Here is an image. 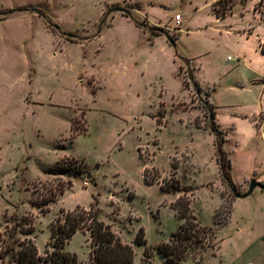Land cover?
I'll use <instances>...</instances> for the list:
<instances>
[{
  "label": "rangeland",
  "instance_id": "1",
  "mask_svg": "<svg viewBox=\"0 0 264 264\" xmlns=\"http://www.w3.org/2000/svg\"><path fill=\"white\" fill-rule=\"evenodd\" d=\"M206 1L215 14L226 4L236 6L216 24L209 9L199 10ZM113 4L111 11L120 7L130 14L140 5L145 34L130 29L120 12L111 14L110 25L98 34L103 12ZM38 5L56 24L30 14ZM176 13L186 29L190 22V32L176 30L171 21ZM48 24L54 33L58 25L92 38L77 42L83 38L74 35L71 43L47 33ZM150 29L182 37L175 46L165 34L168 43L151 44ZM258 40L264 50V0H0V264H18L7 246L28 239L45 258L53 251L51 225L63 218L61 210L91 205L123 243L132 245L133 264L144 258L145 247L135 243L141 228L154 250L152 264H165L156 247L170 240L181 221L170 203L177 193L161 187H170L174 179L189 189L193 214L214 227L220 241L201 261L189 258L182 264H264V190L236 199L228 225H216V213L222 204L223 212L228 209L234 193L217 184L215 136L192 129L188 120L198 110L203 116L197 121L209 125L212 91L196 89L188 75L192 67L183 61L178 74L179 57L208 53L194 62L202 86L216 88L214 104L229 140L233 180L241 184L256 173L253 179L264 181V74L237 57L252 53ZM243 116L246 121L240 123ZM71 125L88 131L74 138ZM66 157L85 160L90 176L50 174ZM172 157L178 166L182 162L178 171L171 167ZM145 168L149 179L158 176L156 184L144 182ZM70 179L72 188L44 209L38 207ZM250 182L236 186L238 192L245 193ZM66 250L77 255L78 264H88L89 233H76Z\"/></svg>",
  "mask_w": 264,
  "mask_h": 264
},
{
  "label": "trees",
  "instance_id": "2",
  "mask_svg": "<svg viewBox=\"0 0 264 264\" xmlns=\"http://www.w3.org/2000/svg\"><path fill=\"white\" fill-rule=\"evenodd\" d=\"M224 11L216 10L218 17L224 18L228 15L227 8H234L229 4L224 5ZM231 14V13H230ZM44 18L47 16L42 14ZM126 16L133 18L130 13ZM104 19L99 27V31L105 24ZM135 23L143 27V25L137 21ZM150 32L155 35L164 34L162 31L156 29H150ZM173 45L178 37H171ZM152 40V39H150ZM262 50V49H261ZM264 53V50H262ZM185 64L189 66V61L184 60ZM182 70V69H181ZM180 70V71H181ZM189 79L192 81L197 90L201 91L200 85L195 81L192 71L188 73ZM184 86L187 88L188 84L184 81ZM216 111L214 107L209 111V125L206 128L215 136L216 145V156L219 165L223 184L228 188L235 186L232 180V162L228 152L224 149V143L226 137L224 131L216 123ZM158 124L161 125V120H157ZM198 126L201 123L196 122ZM88 128L84 131H79L75 126L71 127V135L76 138L80 134L87 133ZM174 162V163H173ZM171 167L175 170L178 168V164L172 159ZM148 168L143 171V179L147 185H154L158 182V176L149 179ZM50 174L59 176H70L71 178L79 177L80 175L89 174V167L85 160H78L76 158H64L62 161L51 168ZM167 183V182H166ZM166 185V184H165ZM163 185L162 191L171 193H180V196L174 203L171 204V209L175 212V217L181 221V224L176 232L171 235V238L167 242L160 243L156 250L164 258L165 264H182L189 258L199 257L200 261L203 259V253L208 248H219L220 241H217L216 230L212 226L202 225L197 217L191 210V199L187 195L189 192L188 188H183L178 179L173 180V184L170 187ZM73 186V180L70 179L66 186H60L57 191H52L50 196L45 198L43 203H38V207L44 209L51 202L55 201L59 196L63 195L66 189H70ZM44 199V198H43ZM236 199L233 197L228 209L224 212L223 204L219 211L215 215V223L219 227L227 225L232 216L233 203ZM63 218H59L56 223L51 225V244L53 251L46 252V257L40 256L38 248L33 240L18 241V245L10 244L7 246L8 253L11 255L13 262L18 264H78L77 255L66 250L67 244L78 232L84 234L89 233L91 252L88 264H133L135 259V251L130 244L123 243L122 240L114 233L111 226L106 224L100 218V209L91 205L90 208L78 207L72 211L61 210ZM221 213L225 214L223 220L220 219ZM135 243L140 246H144V258L141 264H152L154 257V250L148 246L145 230L141 228L135 237Z\"/></svg>",
  "mask_w": 264,
  "mask_h": 264
},
{
  "label": "crops",
  "instance_id": "3",
  "mask_svg": "<svg viewBox=\"0 0 264 264\" xmlns=\"http://www.w3.org/2000/svg\"><path fill=\"white\" fill-rule=\"evenodd\" d=\"M182 2V1H181ZM124 4H132V0H124ZM152 4H156V3H152ZM114 5H117V4H113L112 6H109L108 7V9H109V11H107V12H103V20L104 19H106V22H105V24L104 25H106V26H109L110 24L108 23V17L111 15V14H113V13H118L119 11H116V9H115V11H111V9L110 8H112ZM236 6V5H235ZM234 6V7H235ZM32 7V6H31ZM33 7H35V8H37L36 9V12H33V13H30V14H34L33 16L35 17V18H44L43 16H40V13L42 12V13H45L46 14V16H47V18L50 20V21H52L54 24H56L55 23V21L54 20H52L48 15H47V13H49L50 11L47 9V8H45V7H43V6H41V5H38V6H33ZM186 7V9H187V7H188V5L187 6H185ZM118 8H120V7H118ZM202 9H209V14H210V16H211V21H212V23H216V24H220L222 21H224V20H226L230 15H227L226 17H224V18H221V17H218L215 13H214V11H212V8H211V3H208L207 1L206 2H204V4H202L201 5V7L199 8V10H202ZM196 10H198V8H196ZM233 10H234V8H233ZM38 11H41V12H38ZM14 12H16V10H13L12 11V13H14ZM38 12V13H37ZM47 12V13H46ZM128 13V11L126 10V13H124V12H120V13H118V14H121V15H124L123 17H124V20L127 22V24H128V26H129V28L130 29H132L134 32H136L138 35L139 34H145V30H144V28H142V27H140V26H138L136 23H135V21H137V22H139V23H143V21H144V19H141L140 17L142 16V14H143V9H142V7L140 6V5H138V8H134V13L133 14H131V16L133 17V18H130V17H128V16H126V14ZM178 14H180V13H176L175 14V16L176 15H178ZM181 15V14H180ZM175 16L173 17V18H171V21L173 22V23H175L174 22V18H175ZM182 16V15H181ZM182 18H183V16H182ZM45 20H46V18H44ZM102 20V21H103ZM143 20V21H142ZM149 20V19H148ZM183 20H184V18H183ZM147 21V20H146ZM149 23H150V26H152V25H155V26H157V25H162V22H156V21H149ZM103 25V26H104ZM164 25V24H163ZM55 26H57V27H55L56 29H60L58 32H56V33H54V32H51L49 29V24H48V28L46 29V32L47 33H49L51 36H54V35H61L62 37H64V39L66 40V41H70L71 43H73V41H71L70 39L71 38H74V35H76V37H81V38H83V39H80L79 41H77V42H88L91 38H92V36H86V35H83V34H79V32H66V31H62V29L58 26V25H55ZM103 26H102V28H103ZM188 29H186L187 31L186 32H190V22L188 23ZM102 28H101V30H102ZM101 30L98 32V34L101 32ZM246 32V31H245ZM165 35H166V33H164ZM164 34H161V35H155L154 36V38H153V40L151 41V44H156V42H158L159 40L160 41H163V43H168V40L166 39V36L164 35ZM247 35L248 36H255V37H258V38H260L258 35H256V34H253V33H247ZM68 37V38H67ZM95 37V36H94ZM182 37V35H180L179 36V38L175 41V44L180 40V38ZM161 39H163V40H161ZM165 41V42H164ZM206 41H208V40H206ZM173 53V52H172ZM174 54V53H173ZM208 55V53H203V54H200V56H198V57H196V58H185V57H179V60H178V74H179V71L182 69V65H181V63H182V61L184 62V60H188L189 61V66L190 67H192V69H191V71H192V74H193V76H194V79H195V81L200 85V87H201V90H211L212 91V94H211V100H212V105H213V107H214V109H215V111L218 109V107H216L215 106V104H214V102H215V98L217 97V93H216V88H211V87H209V86H202V83L200 82V78H199V71H200V68L199 67H197L196 66V64H195V60L196 59H199V58H202V57H205V56H207ZM237 57H239V59H240V62H242L243 63V65H245L246 67H249L250 69H252L253 71H255V73L256 74H264V53L262 52V50L260 49V40H258V43H257V45L255 46V48H254V51L252 52V53H250V54H245V53H242V52H240V53H238L237 54ZM192 65V66H191ZM183 85H184V81H183ZM185 87V86H184ZM230 89H232V90H234V91H238V87H236V86H230L229 87ZM262 88L264 89V79L262 80ZM185 90H188L186 87H185ZM202 117L203 116V114H201V112H199L198 110H195V112H191V113H189V118H188V120L190 121L189 122V126L192 128V129H195V130H204V131H208V132H210L207 128H206V123H203V124H201V126H198L197 125V118L198 117ZM246 118H247V116H243V117H241V118H238L237 120L238 121H240V123H243V122H245L246 121ZM262 121L264 122V116H262ZM73 119V118H72ZM215 121H216V123L220 126V128H222V126H221V124H219V121H218V118H217V112H216V119H215ZM72 122V121H71ZM263 124H261V126H262ZM71 127H72V125H71ZM71 127H70V130H71ZM224 131V130H223ZM211 133V132H210ZM224 133H226V132H224ZM212 134V133H211ZM226 135V134H225ZM227 141H229V140H227L226 139V142L224 143V149L226 150V145H227ZM213 144H214V153H215V155H214V159H215V167H217V169H218V172H219V175H220V178H221V182L220 183H217V184H220V185H223V181H222V177H221V173H220V169H219V165H218V162H217V156H216V145H215V140H213ZM229 154V153H228ZM229 157H230V155H229ZM174 157H172V159H173ZM171 159V160H172ZM231 159V158H230ZM231 162H232V159H231ZM172 163V162H171ZM181 164H182V162H180V165L178 166V169H177V171L179 170V168H180V166H181ZM233 171H234V169H233V166H232V180H233ZM177 175H178V173H177ZM253 177H256V173H249V175H248V177L246 178V179H244V182L243 183H237V182H235L234 180H233V182H234V184H235V186H242V185H245L249 180H252L253 179ZM256 180H259L258 182H260V183H262V184H264V181L263 180H261V178L260 177H258ZM257 190H261V189H259V188H257L255 191H257ZM254 191V192H255ZM262 193V195L264 194V192H261ZM176 195V199H178L179 197H180V194L179 193H177V194H175ZM218 199V207H219V205H220V202H221V200H220V198L219 197H217L216 198V200ZM236 199H240V198H236ZM235 199V200H236ZM235 200H234V203H235ZM175 200H172L170 203H173ZM233 203V204H234ZM233 211V210H232ZM231 218H232V216H231ZM231 220V219H230ZM230 222V221H229ZM228 225V224H227ZM227 225H225V226H227ZM225 226H223V227H225ZM222 227V228H223Z\"/></svg>",
  "mask_w": 264,
  "mask_h": 264
},
{
  "label": "water",
  "instance_id": "4",
  "mask_svg": "<svg viewBox=\"0 0 264 264\" xmlns=\"http://www.w3.org/2000/svg\"><path fill=\"white\" fill-rule=\"evenodd\" d=\"M116 11L126 13V10H124L123 8H116ZM55 27H57V26H55ZM166 36H167L168 40L171 43H173L172 38L169 35H167V34H166ZM257 188H259L261 190H264V184H262V183H260V182H258V181L253 179V180H251V182L249 184V188H248V190L245 193H239L236 186H234L232 188V191H233V193H234L236 198H241L242 199V198H246V197L250 196Z\"/></svg>",
  "mask_w": 264,
  "mask_h": 264
},
{
  "label": "built area",
  "instance_id": "5",
  "mask_svg": "<svg viewBox=\"0 0 264 264\" xmlns=\"http://www.w3.org/2000/svg\"><path fill=\"white\" fill-rule=\"evenodd\" d=\"M174 22H175L177 31H180V32H186L187 31L185 26L183 25L184 20L180 14L175 16Z\"/></svg>",
  "mask_w": 264,
  "mask_h": 264
}]
</instances>
